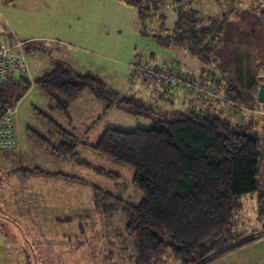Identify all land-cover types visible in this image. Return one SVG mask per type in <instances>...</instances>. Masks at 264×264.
Instances as JSON below:
<instances>
[{"label":"rangeland","instance_id":"1","mask_svg":"<svg viewBox=\"0 0 264 264\" xmlns=\"http://www.w3.org/2000/svg\"><path fill=\"white\" fill-rule=\"evenodd\" d=\"M263 10L264 0H159L142 9L119 0H0V46L10 39L26 43L22 50L42 44V49L24 53L25 76L31 81L61 62L73 76L98 77L104 89L117 92L120 99L136 96L155 112L173 111L179 104L153 101L148 88L132 87L129 64L154 57L177 63L184 74L201 76L204 65L185 49L169 45L167 37L181 12L193 13L200 26L230 12L216 64L210 68L223 72L241 90L242 115L253 113L264 140V108L256 99L264 83ZM238 60L245 76L242 84ZM249 76L257 85L242 91ZM31 89L13 107L15 146L20 140V149L0 151V264H136L123 210V205L144 199L133 183L134 169L83 144L96 143L106 128L146 129L152 121L146 112L138 115L117 105L107 109V103L86 88L67 110L71 124L39 86ZM47 118L63 124L67 131L62 130L74 134V140L55 142L51 136L59 132ZM258 183L259 192L242 198L236 216V231L246 236L257 231L264 235V219H258L264 209L258 200L264 196V150ZM108 194L120 202L105 200Z\"/></svg>","mask_w":264,"mask_h":264},{"label":"trees","instance_id":"2","mask_svg":"<svg viewBox=\"0 0 264 264\" xmlns=\"http://www.w3.org/2000/svg\"><path fill=\"white\" fill-rule=\"evenodd\" d=\"M119 1L142 9L143 5L146 8L159 0ZM260 15L264 17V10ZM230 16L228 12L221 19L200 26L193 13L181 12L167 43L197 58L205 67L200 74L208 76L207 82L219 88L224 99L242 104L241 90L226 80L223 72L219 75L210 68L216 64V52ZM32 45L24 48L25 54L42 49L41 44ZM237 64V79L242 84L245 76L241 74L239 60ZM248 78L242 91H251L257 85L254 76ZM32 85L47 93L55 110L65 117L68 107L90 88L97 100L107 103V109L117 105L134 109L138 115L146 112L152 121L146 129L106 128L93 145L97 153L131 166L135 172L133 183L144 196L137 205H123L126 232L136 247V264H209L264 236L258 231L249 236L236 231L242 198L259 192L264 140L256 129L253 113L234 118L219 100L207 101L201 111H196L192 104L167 102L172 107L179 104L180 108H157L155 112L152 104L136 96L120 99L117 92L104 89L98 77L73 76L61 62H55L49 71L32 81L23 74H15L0 83V120ZM49 123L63 137L69 136L59 125L51 120ZM105 200L120 202L109 194ZM258 200L264 204L263 195ZM258 219H264L262 208Z\"/></svg>","mask_w":264,"mask_h":264},{"label":"built area","instance_id":"3","mask_svg":"<svg viewBox=\"0 0 264 264\" xmlns=\"http://www.w3.org/2000/svg\"><path fill=\"white\" fill-rule=\"evenodd\" d=\"M25 44L17 40L12 47L0 46V83L15 74L27 73L22 50ZM13 51H18V54ZM207 78L204 73L198 77L184 74L179 70L177 63H159L147 57L136 58L129 64L128 79L132 87L148 88L153 100L192 104L196 111H201L207 101L219 100L229 109L231 116L242 115L241 105L224 99L219 88L207 82ZM14 114L15 110L8 107L5 117L0 120V150L15 146V128L12 121Z\"/></svg>","mask_w":264,"mask_h":264},{"label":"crops","instance_id":"4","mask_svg":"<svg viewBox=\"0 0 264 264\" xmlns=\"http://www.w3.org/2000/svg\"><path fill=\"white\" fill-rule=\"evenodd\" d=\"M16 40H17V38H16ZM31 40H33V39H31ZM38 40L40 41L42 39H38ZM15 42L16 41L14 39L12 41L10 39L9 42L7 43V45H5L3 47H12V46L15 45ZM42 47L43 46L41 44V48ZM204 69H205V67H204ZM32 86H34V85H32ZM32 86L29 88V90L26 92L25 95H28L33 90V89H31ZM129 96H131V95H129ZM75 102H74V104H75ZM94 109H96V108H94ZM95 117H94L93 121H96L97 117L96 118ZM67 119H68V121H70L71 124H73V120L71 119V113L70 112H68V118ZM92 119H93V117H92ZM52 122L57 124V125H59L61 129H64L65 131H67L66 128L63 127V124H61L59 121H57V123H56V120L52 121ZM52 135L53 136H51V137L53 138V140L55 142H58L61 145L64 144V141H63L64 138H63V136L61 134H58V135L57 134H52ZM68 135L69 136L67 138L66 137L65 138L67 140L73 141L75 135L70 133V131H68ZM86 135H88V134H86ZM15 137H16V131H15ZM16 143H17V146L19 145L18 147L20 149V145H21L20 144V140H19V143L18 142H16ZM93 143L94 142H92V143L85 142L83 145H89V144L90 145H94L95 143L94 144ZM50 144H51V142H50ZM17 146H15V147H17ZM10 150H12V149H10ZM10 150H8V151H10ZM209 264H264V236L259 238L256 241H253V242H250L248 244H245V245H243V246H241L239 248H236V249H234V250H232V251H230V252H228V253H226V254H224V255H222V256L214 259V260H212Z\"/></svg>","mask_w":264,"mask_h":264},{"label":"water","instance_id":"5","mask_svg":"<svg viewBox=\"0 0 264 264\" xmlns=\"http://www.w3.org/2000/svg\"><path fill=\"white\" fill-rule=\"evenodd\" d=\"M256 99L260 104H262V107L264 108V83L259 84L256 93Z\"/></svg>","mask_w":264,"mask_h":264}]
</instances>
